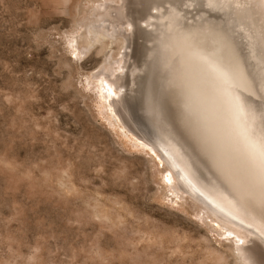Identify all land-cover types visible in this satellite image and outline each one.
I'll use <instances>...</instances> for the list:
<instances>
[{"label": "rangeland", "instance_id": "rangeland-1", "mask_svg": "<svg viewBox=\"0 0 264 264\" xmlns=\"http://www.w3.org/2000/svg\"><path fill=\"white\" fill-rule=\"evenodd\" d=\"M90 9V0H0V264H242L207 208L171 187L179 176L140 106L153 53L137 56L123 40L74 54ZM134 29L124 26L129 39ZM105 70L113 82L129 74L133 87L98 88ZM246 247L251 264L264 263L262 232Z\"/></svg>", "mask_w": 264, "mask_h": 264}, {"label": "bare ground", "instance_id": "bare-ground-1", "mask_svg": "<svg viewBox=\"0 0 264 264\" xmlns=\"http://www.w3.org/2000/svg\"><path fill=\"white\" fill-rule=\"evenodd\" d=\"M90 8L88 14L96 20L87 21L94 24L74 54L80 57L94 46L109 51L123 40L127 48L138 47L137 56L142 48L154 54L139 78L145 111L138 109L145 112L159 151L179 176L178 186L171 187L204 205L210 227L221 226L220 235L231 237L242 264H251L248 259L256 254L246 247L250 234H264V0H90ZM102 16L106 26L110 24L105 29L98 22ZM128 25L135 28L130 39L123 30ZM106 71L96 76L98 88L133 87V78L126 79L129 74L113 82ZM163 77L169 79L167 86ZM180 102L188 116L189 107L203 117L206 132L212 133L218 154H223L219 159H226L227 183L212 175L180 129ZM109 103L108 108L117 111L122 107ZM126 105L134 132H145Z\"/></svg>", "mask_w": 264, "mask_h": 264}, {"label": "water", "instance_id": "water-1", "mask_svg": "<svg viewBox=\"0 0 264 264\" xmlns=\"http://www.w3.org/2000/svg\"><path fill=\"white\" fill-rule=\"evenodd\" d=\"M190 105L193 108V104ZM188 109L190 110H187L191 114L190 116L186 112L185 105L181 102L178 104L176 110L180 129L189 138L212 175L219 177L227 183V178L224 174V172L228 173L226 171L227 167H225L227 163L226 159L221 160L223 158L219 159L218 157L223 156V154H218V150L215 147L218 143H216L211 132H206L203 117L197 114L195 110L191 111L189 107ZM237 188L241 189L240 187Z\"/></svg>", "mask_w": 264, "mask_h": 264}]
</instances>
